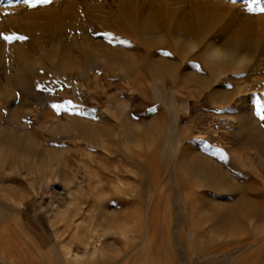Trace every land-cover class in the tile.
Returning a JSON list of instances; mask_svg holds the SVG:
<instances>
[{"label":"rangeland","instance_id":"obj_1","mask_svg":"<svg viewBox=\"0 0 264 264\" xmlns=\"http://www.w3.org/2000/svg\"><path fill=\"white\" fill-rule=\"evenodd\" d=\"M261 7L264 0H0V34L25 37L0 39V60L13 63L10 76L28 67L16 81L0 80V222L14 219L45 264H264V222L237 221L239 206L264 187V155L244 140L251 123L239 125L253 116L264 133V48L243 46L245 59L216 81L200 69L208 57L178 63L158 54L191 80L152 73V64H142L145 79L129 77L100 55L138 47L191 56L173 17L202 13L221 51L241 29L239 14L264 29V12L248 10ZM251 64L259 76L237 69Z\"/></svg>","mask_w":264,"mask_h":264},{"label":"bare ground","instance_id":"obj_2","mask_svg":"<svg viewBox=\"0 0 264 264\" xmlns=\"http://www.w3.org/2000/svg\"><path fill=\"white\" fill-rule=\"evenodd\" d=\"M241 11L243 12V10H241ZM241 11L239 13H241ZM243 13L245 14V12H243ZM243 13L239 14V16L241 17V29H240V31H238L237 34L233 37H225V43L221 45V47L224 46L223 47L224 49L221 50L224 53H221L220 49H217L215 44L211 43L212 42V39H211L212 38V36H211L212 32H210V31L212 30L213 25L210 22L209 17L207 18L206 14L202 13V14H195L193 16V18H191V19H188V16H186V17H182V16L173 17V21L176 24L175 31L177 34L180 35V37L184 38V41L188 44V46L191 50V56H189L186 53V51H184V52L175 51L174 53H168L167 54V52L164 53V51L156 50V52L152 53V52H150L151 51L150 49H145L144 51H142V50H139L138 47H137V50H138L137 52L130 53V54H122L121 52L120 53L119 52L118 53L112 52L111 55H107L104 53H102L100 55L102 57L110 60V61H116V62L120 63V65H122V67L120 68V71H122L123 75H129V77H141V78L145 79L146 76L148 74H150L151 72H148L147 70H145L142 67V64H144L147 68H149L150 64H152L153 66L150 68L156 69V71H152V73L160 74L163 76H173V77H176L177 79L178 78L182 79V77H185V78H189L191 80H193L195 77L190 78L189 76H186V75H183L182 77L180 76V72L176 68V64H178L179 62H182V61L183 62H189V63L195 62L197 59L199 60L200 58L208 57L211 59V63L210 62L207 63V65H205L204 67H202V65H201L200 69L203 70V74L206 75V77L208 79L211 78L212 80L216 81L219 78L227 75L228 70L232 68L233 64H235V66H236V62H241L242 60L245 59L244 58L245 52L242 49L243 46H249V47L254 48V46L256 47V45H258L259 47L264 48V29H259V31L257 30V28L253 29L251 26H252V22H253L252 20L254 17L252 15H251V17L250 16H242ZM124 18H125V21H129V19H130L128 14H125ZM150 23H155V22L151 21ZM149 24L145 25L147 32H149V33H150V31H151V33L155 32L156 26H153L154 24L149 26ZM258 25L259 24L256 21L255 26L258 27ZM149 33L147 35H149ZM258 37H259V39H261V38L263 39V40L261 39L260 43L257 42ZM259 44H261L262 46H260ZM141 46L146 48V46H144V45H141ZM205 49H206V52L204 51ZM254 49H257V48H254ZM158 54L166 55L167 57L176 60L178 63L177 62H176V64L171 63L168 60L161 58V56L158 57ZM223 54H225V57H222ZM121 57H125L128 59H124V58L122 59ZM228 59H230V60H228ZM126 60H130L129 62L135 61L138 64H140V67H137V68L133 67L130 69H128L127 65L125 67H123L124 64L129 63ZM171 64H174V65H171ZM12 67H13V63L10 64L8 62H3L2 59L0 60V80L3 77H5L4 80L8 79V82H9V79L16 81L19 78H21L22 76H24L25 72L28 71V67H26V66L22 67L20 69L14 70L13 75H12L15 78L14 79L12 76H10V73L12 72L11 71ZM237 69L241 70V72H243L244 74L250 73V74H255L256 76L257 75L259 76V74L261 72L259 69H256V68H254V69H256V70H254L252 64L250 66H248L247 68L243 69V68L237 67ZM166 73H168V74H166ZM253 76L254 75H252V77ZM256 80L259 81V79H256ZM199 82H201V81H199ZM207 83H208V81H207ZM256 83H259V82H256ZM250 84L252 85L251 88L246 87V89L244 91L249 92L247 90L252 89L253 86L255 85V84L253 85L252 83H250ZM210 85L211 84H209V85L205 84L204 88L208 92L212 91V93H211L212 96H214V97L217 96L218 97L217 99H219V97H221V96H225L224 98H225V100H227L228 103H230L232 101V99H233L232 93L224 95V94H220L217 92H213ZM257 85L259 86L260 84H257ZM172 86L174 88L175 87L177 88V86H178L177 82L172 81L171 82V88H172ZM239 86H240V84H238V87H237L238 89L240 88ZM242 86H243V84H241V87ZM260 86H262V85H260ZM255 88H257V87H255ZM201 89H203V88L201 87ZM0 90L3 91L1 88H0ZM263 90L264 89H262V92H263ZM239 91L241 93L243 90L240 89ZM260 92L261 91H259V93ZM202 93H203V91H202ZM242 96H244V95H242ZM258 97L261 98V96H259V95H258ZM235 98H237V97H235ZM244 98L247 99L246 96ZM215 102H217V101H215ZM233 103H234V101H233ZM236 103H239V102H236ZM252 110L253 109H251V111ZM250 113H252V112H250ZM254 113H255V111H254ZM253 115L255 116V114H253ZM256 115H257V113H256ZM251 116H252V114H251ZM255 119L252 116V118L249 121H247V122L241 121L239 125H240V128L243 130L246 127H249L248 124L251 123L250 124V130L251 131L248 132V134L246 133L244 140L258 154L264 155V133L259 129L258 124L256 125ZM257 120H259V119H257ZM206 169L208 171V174H210L211 178H217L216 177L217 172L215 170L211 169L210 167L206 168ZM215 181L216 180L214 179V182L212 184H214ZM254 191H255V193H258L255 196L251 195L253 193L250 194L252 197L254 196V199L252 201H250V200L246 201L241 206H239L238 211H239L240 215L238 216V219H237L238 222H241L242 218H245L248 216H249L250 220L253 222V224H258L259 222H264V200H263L264 197L262 198L260 196V194L263 193V191H264V187L257 188ZM5 217L6 218H3L5 220L0 222V259L2 261L6 262V264H45L46 261L44 260L43 255H41V253L38 252V249L34 248V251H32V247L34 245V242L32 240L26 238L22 234L21 228L19 226H16V222L13 221L14 219H8L7 218L8 216H6V215H5ZM252 238H254V239H252L253 242H256L258 239V236H255V237L252 236ZM249 244L250 243H248V246H249ZM242 247H241V249H242ZM66 255H67V253L65 254V256ZM241 258H242V256H241ZM241 258H240V260H241ZM245 258H247V257H245ZM248 260H250V259L248 258ZM242 263H244V262H242ZM242 263H238V264H242ZM249 264H250V262H249Z\"/></svg>","mask_w":264,"mask_h":264},{"label":"snow or ice","instance_id":"obj_3","mask_svg":"<svg viewBox=\"0 0 264 264\" xmlns=\"http://www.w3.org/2000/svg\"><path fill=\"white\" fill-rule=\"evenodd\" d=\"M28 0H25V3H27ZM43 2H48V0H43ZM249 11H259V12H264V7H261V8H256V9H252V8H249L248 9ZM0 39H3L7 42H12L13 40H23L25 39V37H22V36H15V35H12V36H8V35H3V34H0ZM261 111V109H257V112L259 113ZM262 119H264V117H262Z\"/></svg>","mask_w":264,"mask_h":264}]
</instances>
